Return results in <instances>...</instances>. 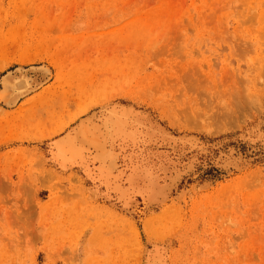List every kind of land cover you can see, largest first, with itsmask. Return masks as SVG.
<instances>
[{
  "label": "rangeland",
  "instance_id": "1",
  "mask_svg": "<svg viewBox=\"0 0 264 264\" xmlns=\"http://www.w3.org/2000/svg\"><path fill=\"white\" fill-rule=\"evenodd\" d=\"M0 264H264V0H0Z\"/></svg>",
  "mask_w": 264,
  "mask_h": 264
},
{
  "label": "bare ground",
  "instance_id": "2",
  "mask_svg": "<svg viewBox=\"0 0 264 264\" xmlns=\"http://www.w3.org/2000/svg\"><path fill=\"white\" fill-rule=\"evenodd\" d=\"M110 5V4H109ZM110 10V9H109ZM111 11V10H110ZM122 26V25H121ZM121 28V27H120ZM125 31H126V29H125ZM32 71V70H31ZM25 72V71H24ZM33 73H34V76H32V78L31 77H27L26 75H24V74H21V73H18V74H15V73H12V72H10V73H7L6 75H4V77H3V82H10V85H9V89H11V91L10 92H12V93H10V94H8V92H7V95H6V99L9 101V104H8V106H14V105H16V103H17V101H18V99L20 98V97H22L23 95H25L26 96V94L28 93V92H30L31 90H33L34 88H36V87H39V86H41V85H43L44 84V82H46L47 80H48V78H49V76H50V71H49V69L46 67V66H44V65H41V66H37V67H34L33 68ZM40 80L39 82H36L34 85H31L33 82H35V80ZM5 82V83H6ZM8 85V84H7ZM30 85V86H29ZM7 88V87H6ZM5 89V88H4ZM7 90V89H6ZM3 93V92H2ZM3 96H4V94H3ZM2 96V97H3ZM24 97V96H23ZM89 107V106H88ZM88 109H87V107L86 106H83L82 108H81V110H80V112L79 113H82V112H86ZM85 122V121H84ZM85 123H87V122H85ZM105 124V123H104ZM85 126H87V125H85ZM85 126H83V128H85ZM90 126V125H89ZM95 126V125H94ZM98 126H99V124H98ZM93 126H91V128H92ZM94 128V127H93ZM93 128L92 129H90V130H93ZM97 128V127H96ZM87 129V128H86ZM85 129V130H86ZM98 129V128H97ZM84 130V131H85ZM99 131V130H98ZM87 133H88V131H86ZM85 132V133H86ZM99 134V133H98ZM98 134H97V132L95 131V130H93V131H89V133H88V135L86 134V136H88V137H90L89 139H90V141L93 143V144H95L94 142H93V139L94 138H96V140H97V136H98ZM70 137V136H69ZM79 137V136H78ZM107 137V136H106ZM68 138V137H67ZM99 138V137H98ZM108 139V138H107ZM69 140V139H68ZM87 141V140H86ZM107 141V140H106ZM101 141H98V143H100ZM60 143V142H59ZM75 143V142H74ZM91 143V144H92ZM97 144V143H96ZM95 144V145H96ZM102 144H103V140H102ZM65 145V144H64ZM63 145V146H64ZM76 145V144H75ZM98 145H100V144H98ZM73 146V145H72ZM101 147H102V145H100Z\"/></svg>",
  "mask_w": 264,
  "mask_h": 264
}]
</instances>
